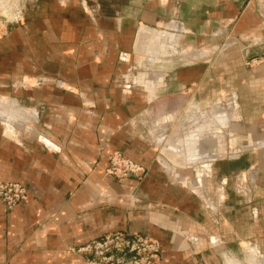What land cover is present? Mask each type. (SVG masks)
<instances>
[{"label":"crops","instance_id":"0c3cea01","mask_svg":"<svg viewBox=\"0 0 264 264\" xmlns=\"http://www.w3.org/2000/svg\"><path fill=\"white\" fill-rule=\"evenodd\" d=\"M41 4L46 12L34 13L30 36L14 42L13 73L0 77V181L27 191L13 208L0 203V264H88L72 249L112 232L155 239L162 264H198L206 256L209 264L215 255L234 264L227 256L234 242L246 264H264L255 181L236 185L233 210L226 184L207 181L232 152L236 132L245 144L236 161L240 153L264 156V58L230 70L264 45V6ZM236 39L245 54L234 61L227 48ZM182 112L189 117L179 119ZM176 124L181 135L168 136ZM113 152L145 167V175L108 176ZM245 172L252 180L258 174ZM231 212L238 213L237 234Z\"/></svg>","mask_w":264,"mask_h":264},{"label":"rangeland","instance_id":"374dc122","mask_svg":"<svg viewBox=\"0 0 264 264\" xmlns=\"http://www.w3.org/2000/svg\"><path fill=\"white\" fill-rule=\"evenodd\" d=\"M50 1V0H48ZM82 1L84 0H79L80 3H82ZM39 2V5L38 3ZM46 0H0V42L3 41H7L10 45L11 48L7 47V49H4L1 45H0V55L2 57L3 60H1L0 57V77L2 75L5 74H10L13 73V71L11 72V70H8L9 66L11 67V69L14 67V42L16 40L20 41V37L21 35H26V37H29L31 34L30 32V24H33L32 22L36 21V17L35 14H37V10H40L41 12L44 11V7L45 6ZM258 3L261 4L262 6H264V0H258ZM43 12V13H44ZM35 13V14H34ZM39 14V12H38ZM2 44V43H0ZM8 45V44H7ZM3 49V54L2 50ZM5 50V51H4ZM244 50V44L242 43V41H240L239 39L236 40H232L230 45L227 48V53L229 54V57L232 58L234 61L235 60H239V57H241L243 54H245ZM251 55L256 56L255 59H252L251 61H247L246 63L244 62V60L242 62H232L230 63V70L231 71H239L241 69L244 68H250L252 66H255V64H260V60L262 58H264V45L263 46H258V47H252L249 49ZM221 69V68H220ZM10 82V81H9ZM4 82L0 81V88H2ZM13 85V84H12ZM7 86H11V84H7ZM192 114L194 117L197 115V113L195 112L190 113ZM191 115V116H192ZM203 116H206V112H202V115H200V118H202ZM179 119L183 118L186 119L189 117V114H185L184 112L179 114ZM180 123V122H178ZM177 123V124H178ZM175 125L174 127L171 128L170 132L167 133L168 136H172V135H176V137L181 135V129H178L177 126ZM189 128L187 126H184L183 130ZM176 130H178L176 132ZM221 131H224V129H221ZM226 131V130H225ZM174 132H176L174 134ZM181 132V133H180ZM236 135L233 136V138L230 139V148H231V153L229 155H224L221 158H219L217 160V162H215L214 167V174L211 175L210 179H208V185H214L215 188H220L222 187V183H225V195L226 198L228 199V203L230 202V205H232V210L234 207V204H239L238 198L239 195H235L234 192H238L235 190V188L237 187L236 185L239 184V182L243 179L246 183L249 184V182H253L255 181V183L257 184V191L254 192H250L252 195H256L255 197H257L255 203H257L258 205V215H259V221H262L261 223H258L257 229L259 230V232H263V242H262V247L264 250V156L261 155L260 156H256L253 154H249V153H240L239 156H241V158L239 160L236 161V159H238V157H235V151L238 149H242L243 146H245L244 143H239L237 141L238 136H237V132L235 133ZM235 139V140H234ZM234 150V151H233ZM115 153H119V152H113L111 154L108 155L107 157V167L105 168V173L110 176V177H114V178H128L129 176L123 177V176H116L115 173L112 170V164L110 161V156L112 154ZM122 154V153H120ZM123 155V154H122ZM124 156V155H123ZM227 157H231V158H235V159H231L228 161ZM127 158V157H126ZM129 159V158H128ZM130 160V159H129ZM132 161V160H131ZM133 162V161H132ZM172 162V161H171ZM135 163V162H134ZM137 164V163H136ZM140 165V164H139ZM142 166V165H141ZM145 168V167H144ZM246 170H250L253 171L255 170L258 174L255 176L256 179L252 180V177L248 174H246ZM109 172H113L112 174ZM145 175V174H144ZM187 176L184 177H191L188 176V174H186ZM135 177V176H133ZM143 176H141L140 178H142ZM193 177V176H192ZM137 178V177H135ZM137 178V179H140ZM3 182V181H1ZM210 193V195L212 197H215V199L217 198V190H216V196H214L215 192H213L211 189H209L208 191ZM228 206V204H226ZM236 215L238 216V213L236 212H231L230 213V219H231V223H230V230H232V233H238V229H239V224L237 222V220L239 219L238 217L232 216V215ZM254 223H249L248 224V229L247 231H253V225ZM238 242H234L230 244L229 250L230 252H232V254H228L227 256H230L231 261L234 262V264H238V262H241V264H246V260L244 255H239V250H238ZM200 257V256H199ZM207 257V256H206ZM205 257V258H206ZM205 258H198V264H208V261L205 260ZM226 258L223 259V257H221V255H215L214 259H213V263L209 262V264H226Z\"/></svg>","mask_w":264,"mask_h":264},{"label":"built area","instance_id":"2783aa9c","mask_svg":"<svg viewBox=\"0 0 264 264\" xmlns=\"http://www.w3.org/2000/svg\"><path fill=\"white\" fill-rule=\"evenodd\" d=\"M110 161L116 176L140 178L146 173L143 166L120 153L112 154ZM26 193L20 183L0 181V203L9 209L22 202ZM72 252L86 256L88 264H162L158 242L141 234L112 232L72 249Z\"/></svg>","mask_w":264,"mask_h":264}]
</instances>
